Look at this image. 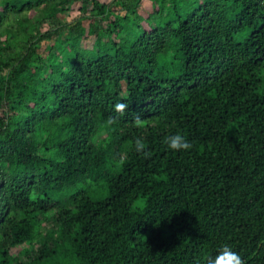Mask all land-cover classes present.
I'll return each mask as SVG.
<instances>
[{
  "label": "trees",
  "instance_id": "1",
  "mask_svg": "<svg viewBox=\"0 0 264 264\" xmlns=\"http://www.w3.org/2000/svg\"><path fill=\"white\" fill-rule=\"evenodd\" d=\"M140 1L0 0V264H264V0Z\"/></svg>",
  "mask_w": 264,
  "mask_h": 264
},
{
  "label": "clouds",
  "instance_id": "2",
  "mask_svg": "<svg viewBox=\"0 0 264 264\" xmlns=\"http://www.w3.org/2000/svg\"><path fill=\"white\" fill-rule=\"evenodd\" d=\"M127 108L124 101L116 103L115 109L117 112H123ZM139 120V117H137ZM115 120V117L112 118ZM166 143L172 150H189L193 147V142L188 136L180 131H177L166 137ZM136 151H146V141L137 136L134 140ZM205 264H246L245 258L242 257L239 251L235 250L230 243H224L220 246L215 255H208L205 258Z\"/></svg>",
  "mask_w": 264,
  "mask_h": 264
},
{
  "label": "rangeland",
  "instance_id": "3",
  "mask_svg": "<svg viewBox=\"0 0 264 264\" xmlns=\"http://www.w3.org/2000/svg\"><path fill=\"white\" fill-rule=\"evenodd\" d=\"M103 3L106 2H111L112 0H100ZM93 8L92 6H90V8H88V11H91ZM81 4L80 3H76L73 6L69 7L67 10H65L62 13H58L57 17L63 22V23H70V22H74L76 21L81 15ZM154 11V7H153V2L151 0H141L140 1V8H139V12L147 17L150 13H152ZM124 14V12H122ZM89 20L85 21V25L88 26L89 25ZM106 21L101 22V26H106ZM68 34V31L64 32V36H66ZM46 45V44H45ZM83 45L86 48H93L95 45V38L94 37H89L87 40L84 41ZM22 248H16L13 250V254L17 255L18 252L21 250Z\"/></svg>",
  "mask_w": 264,
  "mask_h": 264
}]
</instances>
